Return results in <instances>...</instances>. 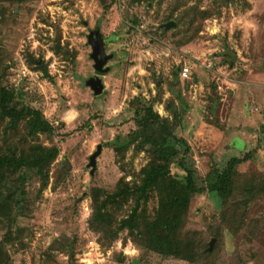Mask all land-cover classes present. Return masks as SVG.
<instances>
[{"label":"rangeland","instance_id":"obj_1","mask_svg":"<svg viewBox=\"0 0 264 264\" xmlns=\"http://www.w3.org/2000/svg\"><path fill=\"white\" fill-rule=\"evenodd\" d=\"M93 31L113 56L99 97L84 86L96 75ZM0 81L16 102L43 112L56 132L39 142L60 150L42 192L31 170L6 180L4 203L28 202L16 224L0 218V243L7 231H23L6 246L10 264H264V150L238 169V186L257 189L245 201L239 187L228 204L229 221L240 218V226L227 224L217 196L192 197L180 232L196 263L150 252L127 232L111 243L89 226L93 192L110 193L121 178L139 184L150 161L142 137L129 141L136 97L170 121L183 112L176 133L191 146L200 180L256 146L264 134V0H0ZM25 135L24 123L6 136L1 126L0 147L26 148ZM172 173L184 176L178 167ZM148 206L152 214L155 195Z\"/></svg>","mask_w":264,"mask_h":264},{"label":"trees","instance_id":"obj_2","mask_svg":"<svg viewBox=\"0 0 264 264\" xmlns=\"http://www.w3.org/2000/svg\"><path fill=\"white\" fill-rule=\"evenodd\" d=\"M225 56L227 60L233 61V55L228 53ZM29 65L53 81L44 62L30 58ZM15 95L0 81V130L4 126L6 136L24 123L25 138L31 141L28 147H18L17 150L8 145L0 147V218L12 224H16L19 216L25 212L28 202L4 203V187L8 177L23 169L31 170L42 192L49 184L50 168L60 155L57 146H45L39 142L41 135L51 139L55 135V127L42 111L16 102ZM143 98L139 96L130 102V110L134 112V122L139 131H133L129 141L142 137L143 147L150 153V161L140 172L139 184L131 185L121 178L112 192H93V215L89 226L111 243L117 241L121 233L127 232L133 242L150 252L196 263L199 261L198 254L182 241L180 232L192 197L203 193L217 196L224 219L225 215L227 217L228 204L235 198L239 187L247 194L245 201H250L257 189L248 181L240 182L238 186V169L259 157L264 150V134L259 133L256 146L242 157H232L223 169L216 167L205 179L200 180L191 158V146L176 133L178 124L175 122L181 119L183 112L178 111L174 115V122L170 121L160 116L153 105ZM174 167H178L184 176H174ZM153 195L156 197V207L150 214L148 204ZM126 206L128 211L120 217ZM229 220L228 217L225 219L228 225L240 226L242 222L240 218ZM22 234L21 229L15 232V236L10 230L7 231L0 243V264H10L6 246L16 242L14 239L20 241ZM70 257L73 259V254Z\"/></svg>","mask_w":264,"mask_h":264},{"label":"water","instance_id":"obj_3","mask_svg":"<svg viewBox=\"0 0 264 264\" xmlns=\"http://www.w3.org/2000/svg\"><path fill=\"white\" fill-rule=\"evenodd\" d=\"M175 26V23L170 22L168 24H165L164 28L165 30H170ZM88 40L92 47L91 58L94 62L96 75L86 79L84 81V86L91 89L94 96L99 97L105 91L103 77L110 71V69L108 67L106 68V66L107 63L113 58V56H109L106 54L103 37L98 31H93L90 34ZM102 149V145H99L97 147V151L90 157V163L88 167L91 168V175H94L95 173V170L97 168V158L100 156Z\"/></svg>","mask_w":264,"mask_h":264},{"label":"built area","instance_id":"obj_4","mask_svg":"<svg viewBox=\"0 0 264 264\" xmlns=\"http://www.w3.org/2000/svg\"><path fill=\"white\" fill-rule=\"evenodd\" d=\"M189 73H190V72H189V69H188V68H184V69H183V77H184V78H188Z\"/></svg>","mask_w":264,"mask_h":264}]
</instances>
